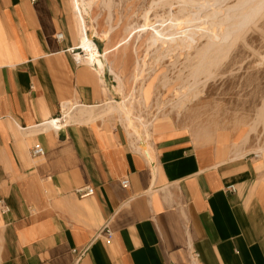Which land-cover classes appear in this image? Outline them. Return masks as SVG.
<instances>
[{
	"label": "crops",
	"instance_id": "1",
	"mask_svg": "<svg viewBox=\"0 0 264 264\" xmlns=\"http://www.w3.org/2000/svg\"><path fill=\"white\" fill-rule=\"evenodd\" d=\"M77 18L74 0H0V264H264L263 156L167 121L65 122L63 104L120 94L105 56L76 62Z\"/></svg>",
	"mask_w": 264,
	"mask_h": 264
},
{
	"label": "rangeland",
	"instance_id": "2",
	"mask_svg": "<svg viewBox=\"0 0 264 264\" xmlns=\"http://www.w3.org/2000/svg\"><path fill=\"white\" fill-rule=\"evenodd\" d=\"M198 1H190L192 15L199 12L206 16L212 11V5L203 10ZM79 2L83 4L82 0ZM85 2L81 6L83 17L77 13L79 32L84 21L99 56L108 59L118 83L120 94L113 103L125 101L131 112V118L118 112L104 117L122 120L130 130L167 121L187 130L198 143L219 144L235 155L264 157V9L238 37L225 40L230 46L223 47L224 52L208 58L211 61L207 59L212 62L217 58L218 65L195 78L197 52L210 40L209 36L202 37L193 49L182 50L174 44L148 49V36L155 27L159 28L158 20H166L174 13L183 16L178 10L185 5L184 0ZM237 3L238 0H226L221 6H234L232 10L237 14ZM221 13L219 17L223 16ZM106 45L103 53L100 50ZM115 48L118 49L111 52ZM104 106L107 105L95 110Z\"/></svg>",
	"mask_w": 264,
	"mask_h": 264
},
{
	"label": "bare ground",
	"instance_id": "3",
	"mask_svg": "<svg viewBox=\"0 0 264 264\" xmlns=\"http://www.w3.org/2000/svg\"><path fill=\"white\" fill-rule=\"evenodd\" d=\"M82 1L84 5L87 4L85 0H82ZM190 1L191 0H184L185 5L184 6L181 5V8H179L178 10V12L181 13L180 15H183V16H178V15L176 16L174 15L175 14L174 13L173 15H169V18L167 17L166 20L163 18L162 20H158V23L160 24V25L158 24L159 28L160 27L162 28L159 29L158 27H155L151 35L148 36V49L153 48V46H156L155 48H158V47L169 45V44L177 45L178 47H181L182 50L185 49V47H189V49H193L195 48L196 44L199 43V40L202 37L209 36L210 40L204 46H202L197 52V56H198V61L196 64L197 68L193 72V76L197 78V75H199L200 73H205L207 71H210V69L213 66L218 65L217 64L218 61L215 62L217 58L214 59V61L212 62H207V59L210 57L213 58V55L215 54H217L218 56L219 52L221 53L222 50H226V49H223V47L226 48L230 46V44L227 43L225 40H227L230 37L233 38L234 35L235 37H238V35L240 34V31L245 29L249 25V23L252 22L253 18H255L256 15L258 16V14H260V12L264 9V0H238L237 5L235 6V7H239V12L237 14L234 13L232 10L234 6L227 7L225 9L221 6V4L225 2L226 0H199L197 4L201 5L203 10L204 8L205 9L208 8L209 5H212V8H211L212 11H210V13L208 11V14H206V16H203L202 13H199V12L192 15L191 9H192L193 4ZM74 4H75V9H76V15L78 13L79 15L83 17L82 8H81L83 4H81L79 0H74ZM167 4L169 5L168 2ZM171 5L173 6V3H171ZM221 12L223 13V16L221 15L222 17H219L220 16L219 14ZM147 15H149L148 12H147ZM209 17H211L214 20L211 21ZM208 18L210 19V21L207 20ZM166 22L168 23L166 24ZM77 24L79 26V23ZM144 26L148 27L147 25H144ZM223 28H226V30L224 31ZM213 38L216 39L215 42L212 41ZM219 44H221V46ZM79 46L87 52L86 54L88 55V58L86 59V61L89 64L93 65L95 61L97 60L100 68L103 69V65L100 64V60L97 57L100 53L97 50L95 43H93L92 38L89 36L88 31L85 27L84 21L81 24V43L79 44ZM108 52L109 51H107L106 54ZM78 56H80V53L78 54ZM192 88L193 87H191V89ZM113 102L114 101L111 100V101H107L106 103H104L107 106H104L103 107L104 109L98 113H94L93 111L87 110L88 107H84L82 105H81L82 107L76 106L75 107L76 111H75L73 110V106H71L69 103H65L63 104V114L65 117L64 118L65 122L75 120L78 114L77 111H81L80 113H87L90 118L104 116L106 114H110L113 112H118L120 115H126L128 118H131L130 117L131 112L128 109V106L126 105L125 101L119 102L118 104H114ZM91 108H94V107H91ZM61 121L62 120H59V119H55V120L52 119L50 120L48 124H51V125L55 124V126H59L61 124L58 122H61Z\"/></svg>",
	"mask_w": 264,
	"mask_h": 264
},
{
	"label": "built area",
	"instance_id": "4",
	"mask_svg": "<svg viewBox=\"0 0 264 264\" xmlns=\"http://www.w3.org/2000/svg\"><path fill=\"white\" fill-rule=\"evenodd\" d=\"M58 39H63V33H60L57 35ZM75 51V49L73 50ZM80 53V56H78V54ZM97 57H101V56H97ZM88 58V55L86 56V52L83 50V48H81L80 46L76 49V53H75V60L78 64H87L84 60H86ZM59 123V122H58ZM32 153L34 156H44L46 154L45 149L40 145V144H36L33 147ZM257 155V154H256ZM122 184L124 186L127 185V181L124 180L122 182ZM227 189L231 192H235L236 191V187L235 185H229L227 187ZM94 187L91 186H85V187H81L79 189H77V194L79 195V197L81 198H86V197H90L94 194ZM103 232L104 234H106L109 238H111L113 236L108 224H105V226L101 229L100 233ZM73 252L75 253L76 257V261H79L83 255L86 252V249H82V250H77L74 249Z\"/></svg>",
	"mask_w": 264,
	"mask_h": 264
}]
</instances>
